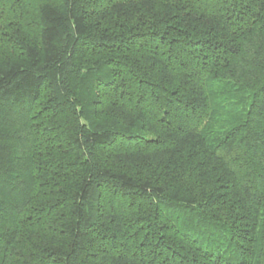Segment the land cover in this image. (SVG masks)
<instances>
[{
	"label": "trees",
	"instance_id": "1",
	"mask_svg": "<svg viewBox=\"0 0 264 264\" xmlns=\"http://www.w3.org/2000/svg\"><path fill=\"white\" fill-rule=\"evenodd\" d=\"M0 264H264V0H0Z\"/></svg>",
	"mask_w": 264,
	"mask_h": 264
}]
</instances>
